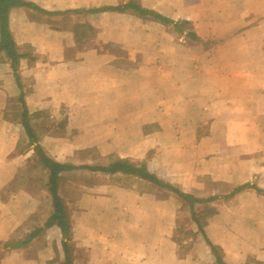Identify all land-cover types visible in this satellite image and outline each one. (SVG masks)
<instances>
[{"label":"crops","instance_id":"obj_1","mask_svg":"<svg viewBox=\"0 0 264 264\" xmlns=\"http://www.w3.org/2000/svg\"><path fill=\"white\" fill-rule=\"evenodd\" d=\"M24 1L34 8L9 11L18 52L30 54L19 61L21 85L11 61L0 53V241L13 238L41 208L47 216L24 235L42 231L9 251L1 264L64 261L60 228H44L52 199L29 193L19 179L29 163L38 162L37 143L30 142L20 116L21 94L38 144L57 163L70 164L68 158L97 150L107 158L144 164L162 182L195 196L205 177L230 185L245 181L237 166L212 157L220 152L214 142L234 139L232 130L220 128L233 124L227 117L238 115V109L254 117L255 104L264 102V0H223L212 15L207 10L194 17L189 0L186 5L174 0L181 11L166 17L193 21L198 42L215 43L210 53L185 45L167 25L133 11L87 12L130 0ZM111 45L125 54L110 52ZM226 75L246 83L225 84ZM63 115V133L44 131L49 123L62 124ZM89 172L86 179L101 181L71 182L69 199L58 184L71 222L73 264H217L206 238L222 250L225 264H264V193L250 188L229 199L219 196L208 204L215 213L198 234L191 210L173 192L134 175ZM206 207L196 204L194 211ZM182 209L190 211L191 229L198 234L195 261L177 252L174 236Z\"/></svg>","mask_w":264,"mask_h":264},{"label":"rangeland","instance_id":"obj_2","mask_svg":"<svg viewBox=\"0 0 264 264\" xmlns=\"http://www.w3.org/2000/svg\"><path fill=\"white\" fill-rule=\"evenodd\" d=\"M137 4L141 5L145 9L154 10L157 9L165 14V17L171 16L172 10L174 12L181 11L180 8H178V5H176L174 0H134ZM185 5L187 0H184ZM221 2L223 0H189V10L191 17H194L195 15L201 16L202 14L205 15V11H209L212 15L213 9L217 6L219 7L221 5ZM229 2V0H227ZM162 14V13H161ZM163 14V15H164ZM167 16V17H168ZM170 18V17H169ZM145 20L144 18H142ZM181 20V19H180ZM157 22V21H156ZM181 22V21H178ZM189 23H193V21H189ZM194 25L192 26H186L184 25V30L192 29ZM170 29L169 25L166 27ZM195 29V28H193ZM197 32V30H195ZM174 33L177 35L176 40L182 39L185 42V45H188L189 47H195L200 46L201 50L206 52H211V48L215 45V43L212 40H203L201 42L193 41L191 38H189L186 35H183L182 37L179 36L178 33L174 31ZM179 36V37H178ZM212 44V45H210ZM98 48L101 50L102 47L98 46ZM22 51H25L26 48L22 47ZM108 49V48H107ZM110 52L113 53H119L121 55L125 54V51L122 50L120 47L117 46H110L109 49ZM225 62L227 69L230 68L229 63ZM228 75V74H227ZM225 77V84H245V79L235 81L236 78L227 76ZM259 106L255 111H258L257 115L254 117L250 115H246V109H243L240 111L238 109V115L227 117V119H231L233 124L230 125H223L220 126V128L224 129L226 132H230L234 135V139L232 140H223V141H216L214 142V145L217 150H219V153H215L218 156L212 157V159L224 161L225 165H235L238 167L239 174L246 175L247 177H244V182H239L238 184H225V183H214L211 182L210 177H205V180L203 179L202 185L203 188L200 190L201 192H196L195 197L207 199L212 195H217L224 197V195H228L234 188H238L241 186H244L246 184H250L252 186H255L258 188V186L264 190V138L263 139H257L258 136L263 135L264 136V119L261 120L260 117H264V115H261L262 108L264 107V102L255 104V108ZM264 109V108H263ZM12 111L13 115H16L20 111L17 110H10ZM264 112V110H263ZM253 114V115H254ZM46 116L41 115L40 118L46 121ZM65 116L63 115L62 124H47L44 126V131L47 133H57V132H64L65 128ZM203 132L207 133L208 128L207 125H205ZM230 131H227V130ZM95 151V150H94ZM92 155V156H91ZM118 157L112 156V157H104L101 156L98 151L96 150L95 153L92 154H85V152H81V154H78L77 156H73L69 159V163H74L76 166H82V165H89V166H98L102 164L109 163L110 161L116 159ZM39 166L41 168V165L37 162H31L27 165V167L19 174L22 177L19 176V179L22 180L23 185L26 187L25 189L29 191V193H32L33 195H37L41 197V199L44 201L45 199L49 200L51 199V196L47 190H45L48 182V173L45 172L43 169H39ZM43 170V171H42ZM251 172H254L252 175H254L252 178L250 175ZM90 172L85 169H78L75 171L67 172L64 174V176L61 177V188L63 196L66 199H69V185L73 181H78L77 183L83 184L85 181H101L102 177H94L93 178H85V174H89ZM247 179V180H246ZM106 180V178H105ZM177 188V187H176ZM15 189V188H13ZM179 189V188H178ZM12 190V189H9ZM193 190V192L198 191L196 188L189 189ZM261 190L260 193H264V191ZM47 192V193H46ZM193 195V194H192ZM264 195V194H262ZM3 198H6V190L3 192ZM64 198L63 202L66 203V199ZM42 210V208H41ZM36 213L25 222L23 227L19 229L8 241L12 240H19L24 239L26 235H24L27 232H32L37 226H39L45 217L47 215V212H41ZM209 220V219H208ZM208 222V221H207ZM192 221H191V213L190 211L185 212L184 209L181 210L178 220H177V226L175 228V236L174 239L178 240L180 242V245L177 247V252L180 257H188L190 256V259H193L195 261L196 259V252L193 250L194 243L197 239V237L192 236L193 230L192 227ZM194 233V232H193ZM200 232H198L199 234ZM197 234V235H198ZM5 241V242H8ZM5 242L0 241V264L2 260L5 258V255L12 251V249H4L2 247V244Z\"/></svg>","mask_w":264,"mask_h":264},{"label":"trees","instance_id":"obj_3","mask_svg":"<svg viewBox=\"0 0 264 264\" xmlns=\"http://www.w3.org/2000/svg\"><path fill=\"white\" fill-rule=\"evenodd\" d=\"M14 7L34 8V6L32 4L25 2L24 0H0V53L4 52L6 56L9 58V60L11 61V66L15 73V78L17 82L19 83V85H21L20 77L18 74L19 61L22 58H28L30 54L29 53L20 54L18 52V48L9 30V11ZM38 11L43 12L40 9H38ZM108 11L109 12H120V13H124L127 11H133L141 18H144V19L151 18L167 26L173 25V29L176 33L185 34L186 36L191 38L193 41H196V42L199 41V37L194 32L193 28L187 30V32L183 28L184 25L188 27L191 26V23L187 21L174 22L173 20L167 17H164L163 15L153 10L143 8L141 5L137 4L134 0H130L128 3L122 4L119 6L104 7L100 9L89 10L87 12L88 13H102V12H108ZM29 59H31V62L32 60H34V58L32 57H30ZM19 102L21 104L20 116L22 118V122L27 132V135L30 139V142L37 143L35 145V156L38 158V162L44 167V169L49 172L47 190L52 199L53 213L48 219V221L46 222L44 228L51 227L52 225H57L62 232V236L64 238L63 240L64 261L61 264H73L72 248H71V245L69 244V241L71 238L70 236L71 222L68 216L67 208L63 200L58 194V184L61 179L60 174L66 171H71V170H76V169L81 168V169H86L92 172H102V173H107V174L122 173V174L134 175L142 179H145L149 182H152L157 187L167 189L173 192L176 196H178L191 210L192 219L197 225L198 231L202 234L204 233V227L207 224V220L211 216H213L215 213V210L212 207L208 206V204L213 203L214 201H217L220 198L219 196H212L207 199H202V198H197L192 194L182 192L178 188L173 187L170 184H166L162 182L155 175L151 174L147 170L144 164H137V163L132 162L129 159L116 158L110 161L107 165L80 166V168H77L76 166H73L70 164L57 163L53 161L51 158H49L45 154L43 148L38 144V141L29 124L30 116L25 107L24 94H21L19 98ZM250 188L255 189L258 192H261V190L258 189L257 187L252 186L250 184H246L244 186L234 188L228 195L225 196V199L232 198L233 196L245 191L246 189H250ZM196 204H204V205L207 204V207L200 212H195L194 206ZM41 231H42V228H39L35 230L33 233H31L30 235H28L24 239V241H20V240L8 241V242L3 243L2 247L4 249L19 248L22 245L28 243L30 240H32ZM192 236L196 238L197 233L192 232ZM206 240H207V244L209 245L211 249L213 256L216 259V263L225 264L223 261L222 250L218 246L211 244V242H209L207 238ZM175 241L177 242V245H180V242L178 240H175ZM56 261H58V257ZM246 264H261V263L249 260V262H247Z\"/></svg>","mask_w":264,"mask_h":264}]
</instances>
